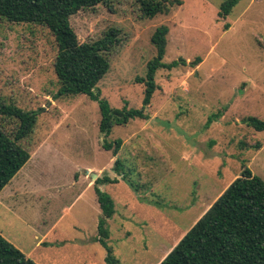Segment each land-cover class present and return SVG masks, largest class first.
<instances>
[{
  "label": "rangeland",
  "instance_id": "374dc122",
  "mask_svg": "<svg viewBox=\"0 0 264 264\" xmlns=\"http://www.w3.org/2000/svg\"><path fill=\"white\" fill-rule=\"evenodd\" d=\"M223 1L179 0L169 13L146 18L137 0H111L71 16L80 42L120 31L98 84L113 107L142 106L145 86L137 77L156 54L151 36L158 26L169 27L165 62L201 58L157 71L150 118L115 126L107 138L123 140L116 156L103 146L96 100L54 98L51 31L0 18V99L40 109L21 142L31 158L0 192L6 238L39 264H158L240 175L243 161L264 179V130L244 122L264 121V0H238L220 17ZM0 124L9 133L17 127L1 116ZM117 157L126 179L100 187L116 208L105 225L107 249L91 173L115 177ZM43 234L46 244L35 246Z\"/></svg>",
  "mask_w": 264,
  "mask_h": 264
},
{
  "label": "trees",
  "instance_id": "16d2710c",
  "mask_svg": "<svg viewBox=\"0 0 264 264\" xmlns=\"http://www.w3.org/2000/svg\"><path fill=\"white\" fill-rule=\"evenodd\" d=\"M143 17L153 18L167 14L179 0H137ZM111 0H0V18L13 23H35L47 27L57 43L54 71L58 79V91L54 98L87 95L99 103L100 132L104 135L103 146L113 150L116 156L123 145L117 138H107L113 127L126 125L134 119H149L146 111L158 89L156 73L160 69H173L179 65H196L201 58L187 63L184 58L165 62L169 27L158 26L151 36L156 48L155 56L147 63L146 74L137 77L145 86L141 107H131L127 102L122 107H113L102 97L98 84L109 72V54L120 42L119 29L111 27L100 38L80 42L70 18L82 9H91ZM238 0H224L219 16H228ZM228 27V26H227ZM39 110H26L15 103L0 99V116L17 122L12 132L0 124V192L31 158L30 151L21 142L33 132ZM211 120H209V123ZM244 122L259 131L264 130V121L256 116ZM259 147V145L257 146ZM117 175L126 179L124 163L116 158L114 168ZM105 174L94 183L95 193L103 211L99 231L108 238L107 219L116 211L112 196L99 185L117 182ZM131 183V182H130ZM134 185L133 183L131 184ZM108 261L110 258H107ZM0 264H39L12 243L0 232ZM158 264H264V179L254 173L243 161L242 170L202 213L180 241Z\"/></svg>",
  "mask_w": 264,
  "mask_h": 264
},
{
  "label": "crops",
  "instance_id": "0c3cea01",
  "mask_svg": "<svg viewBox=\"0 0 264 264\" xmlns=\"http://www.w3.org/2000/svg\"><path fill=\"white\" fill-rule=\"evenodd\" d=\"M88 173V172H87ZM116 173V172H115ZM117 174V173H116ZM91 175H92V173H91ZM105 175V174H104ZM98 176V175H97ZM110 176V175H109ZM111 177V176H110ZM115 177H117L118 179H120L119 177H121V176H119V175H116ZM93 178V177H92ZM111 178H114V177H111ZM94 179V178H93ZM97 179V178H96ZM96 179H94L95 181H96ZM119 182V180L117 181V182H106V183H103V184H100L99 185V187H102L103 188V186L105 185V184H113V183H118ZM101 189V188H100ZM102 190V189H101ZM106 192V191H105ZM108 193V192H107ZM98 201V200H97ZM99 203V202H98ZM99 207H100V204H99ZM100 209H101V207H100ZM101 211H102V209H101ZM103 212V211H102ZM116 212V211H115ZM108 219H110V218H108ZM107 219V220H108ZM2 233H3V231H2ZM46 235L47 234H43V236L42 237H36V238H34V239H36L37 241L35 242V246H40L41 244H46ZM8 238V237H7ZM9 239V238H8ZM12 243H14V241H12L11 239H9ZM34 242V241H33ZM17 247H19L22 251H24V249H23V247L22 246H19V245H17V243H14ZM24 253H25V251H24ZM26 254V253H25ZM27 255V254H26ZM28 256V255H27ZM30 257V256H29Z\"/></svg>",
  "mask_w": 264,
  "mask_h": 264
},
{
  "label": "water",
  "instance_id": "95a60500",
  "mask_svg": "<svg viewBox=\"0 0 264 264\" xmlns=\"http://www.w3.org/2000/svg\"><path fill=\"white\" fill-rule=\"evenodd\" d=\"M86 172H89V170H88V171H86ZM92 177H93L94 179H96V178H97V174H95V173H92Z\"/></svg>",
  "mask_w": 264,
  "mask_h": 264
}]
</instances>
